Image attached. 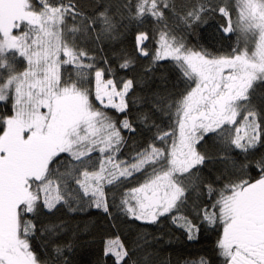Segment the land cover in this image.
<instances>
[{"label":"snow or ice","instance_id":"obj_1","mask_svg":"<svg viewBox=\"0 0 264 264\" xmlns=\"http://www.w3.org/2000/svg\"><path fill=\"white\" fill-rule=\"evenodd\" d=\"M235 7L233 23L229 0H95L90 10L80 0H0V103L11 105L0 117V264H70L60 247L54 251L62 261L37 255L30 241L40 230L26 217L37 218L41 208L54 214L61 189L72 185L105 213L115 207L150 224L180 219L189 240L204 225L218 229L224 264H264V155L256 158L257 145L264 146V95L257 97L264 90V0H237ZM217 13L225 21L221 33L238 34V46L223 56L189 47L186 34ZM131 24L143 29L134 38L137 55L149 57L155 41L154 64L170 60L188 86L178 99L170 97V107L157 101L135 118L147 124L167 112L172 119L175 108L170 130L161 135L152 124L153 142L130 161H117L121 131L134 135L140 127L128 118L135 79H105L87 45L116 38ZM122 59V69L135 71L133 57ZM67 66L78 79L64 76ZM106 109L124 115L119 126ZM238 153L245 162L234 158ZM253 166L259 179L236 175ZM213 169L220 175L210 180ZM137 174L143 181L129 187ZM224 180L218 199H202ZM182 208L189 211L174 215ZM116 244L109 241L105 255L130 264L135 253L122 244L115 251ZM192 264L210 262L201 257Z\"/></svg>","mask_w":264,"mask_h":264},{"label":"trees","instance_id":"obj_2","mask_svg":"<svg viewBox=\"0 0 264 264\" xmlns=\"http://www.w3.org/2000/svg\"><path fill=\"white\" fill-rule=\"evenodd\" d=\"M32 2L36 3V0H32ZM50 2L57 3L58 0H50ZM80 2L85 5L86 10H90L88 6L95 0H80ZM229 2L233 5L231 14L233 23H235L239 12L235 7L237 0H229ZM206 21V24H201L199 28L186 34L189 47L195 50H205L214 56H223L238 46V34H231V38H228L221 33L220 25L225 21L218 13L206 17ZM66 23L69 29L73 27L71 19H68ZM145 27L150 26L145 25ZM140 30H143L140 25L131 24L127 29H121L116 38L104 39L98 44L87 45L91 49L89 55L95 57L96 67L106 69L105 79H114L118 84L121 79H135V91L128 97L131 108L128 118L134 124H139L140 127L134 135L126 130L121 131V137L125 143L122 144L120 152L116 153L117 161H130L137 151L146 148L149 143L153 142L152 137L158 133L156 127H152L149 131L152 124L161 129L159 132L161 135L170 130L169 126L174 123L175 119V108L171 109L172 119H168L167 112L162 118L153 117L147 124H141L135 118L141 113H149L157 101L164 100L166 101L164 106L170 107L173 103V99L170 97L178 99L176 94L184 92L188 86V82L176 73L170 60L154 64L151 54L156 48L155 41L148 44L149 57L137 55L134 38ZM239 47H244L243 40L239 41ZM122 56L134 58L132 67L135 71L120 67L124 63ZM153 67L155 70H151ZM18 68L23 71L24 64H18ZM62 72L65 77L71 75L73 79L79 78L73 66H67V71L62 69ZM262 95H264V90L258 89L257 97ZM92 99L94 101V96ZM254 102L257 105L261 103L259 99ZM97 107H100L98 103ZM10 108L11 105L0 103V117L7 115ZM105 111L117 122V126H119L118 122L124 119V115L114 109ZM1 127L2 125H0ZM155 143L156 146H159L158 141ZM257 149L256 158L258 159L264 155V146L258 144ZM94 157H98V155L94 154ZM234 158L238 162H245L243 153H238ZM60 171L63 172L64 169L61 168ZM235 172L236 175H241L245 179L251 177L252 180H255L260 176L259 169L255 166L243 172L236 169ZM219 175L220 172L213 169L209 179ZM235 178L233 176V179ZM142 181L143 177L137 174L136 180L131 181L128 186H136ZM227 183L224 180L213 184V188L217 190L216 193L209 197V194L205 192L202 199H210V202H214L219 198L220 190L223 189L224 184ZM71 187L72 191L67 188L61 189L63 199L53 209L54 214H49L47 209L41 208V214L37 218L33 219L34 214H29L26 217L40 230L30 241L37 255L50 261L57 256L62 261L66 255L70 264H115L116 258L113 253L105 255V246L109 241L118 239L119 244L115 245V251H121L120 245L122 244L123 250L135 253L130 264H192L193 261H199L201 257L209 261L210 264H224L225 258L219 254L217 245L220 239L218 229L204 225L201 231L196 234V238L189 240L185 231L178 226L182 223L180 219L173 223L170 217L168 219L161 218V222L150 224L132 220L115 207H110L109 213H105L94 209L89 198H82L75 191V185ZM105 187L107 191L106 180ZM109 203L111 204V196H109ZM189 206H191V201ZM188 211L189 209L182 208L174 212V215L180 217ZM57 247L65 250L64 255L55 253L54 250Z\"/></svg>","mask_w":264,"mask_h":264},{"label":"rangeland","instance_id":"obj_3","mask_svg":"<svg viewBox=\"0 0 264 264\" xmlns=\"http://www.w3.org/2000/svg\"><path fill=\"white\" fill-rule=\"evenodd\" d=\"M236 19H237V17H236ZM243 43H244V45H245V41L243 40ZM64 57L63 56H61V59H63ZM99 105V104H98ZM100 106V105H99ZM101 107V106H100ZM3 127V126H2ZM2 127L0 128V134H2ZM96 159H98V157H94V160H96ZM90 170H93V169H90ZM96 170H98V168L96 169ZM57 194V190L54 188L53 189V191L51 192V194H50V197H54L55 195ZM90 200V199H89ZM61 202V201H60ZM59 202V203H60ZM58 203V204H59ZM90 203H91V205L93 206V208L94 209H97V208H95L94 207V205H93V203H92V201L90 200ZM57 204V205H58ZM98 210H101V211H103V209L101 208V209H98Z\"/></svg>","mask_w":264,"mask_h":264}]
</instances>
